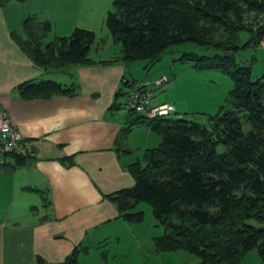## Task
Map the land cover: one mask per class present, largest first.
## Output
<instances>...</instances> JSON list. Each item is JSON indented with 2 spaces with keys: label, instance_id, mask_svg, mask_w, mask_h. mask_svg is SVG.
Instances as JSON below:
<instances>
[{
  "label": "trees",
  "instance_id": "16d2710c",
  "mask_svg": "<svg viewBox=\"0 0 264 264\" xmlns=\"http://www.w3.org/2000/svg\"><path fill=\"white\" fill-rule=\"evenodd\" d=\"M113 5L106 24L120 51L100 62L121 60L129 65L146 59L147 67L173 46L192 41L216 53L184 51L178 59L192 60L198 69H223L231 74L234 86L217 112L205 114V122L183 115L149 117L128 106L114 141L118 154L133 150L124 139L134 126L158 132L162 141L127 164L132 185L106 196L127 222L143 219V211L133 209L139 201L151 204L154 217L166 227L164 234L153 237L158 251L186 249L199 254L201 264H238L257 248L264 259V225L249 222L264 220V73L254 77L251 66L239 64L235 56L241 48L264 39V18L259 19L264 0H113ZM50 29L48 19L29 14L22 23L23 34L11 31V36L44 68L95 61L89 56L94 30L76 26L69 34L45 42ZM244 29L251 36L242 42ZM135 84V78H123L115 95L126 93L127 104L125 87ZM17 88L24 98L76 91L74 82L54 79H29ZM121 107L122 102L113 100L109 109ZM13 155L16 164L28 157ZM61 159L71 162L72 156ZM87 251L88 245L76 244L56 264H77L79 254ZM101 255L106 257L105 250ZM37 260L45 263L41 256Z\"/></svg>",
  "mask_w": 264,
  "mask_h": 264
},
{
  "label": "crops",
  "instance_id": "0c3cea01",
  "mask_svg": "<svg viewBox=\"0 0 264 264\" xmlns=\"http://www.w3.org/2000/svg\"><path fill=\"white\" fill-rule=\"evenodd\" d=\"M85 3H0V111L22 133L20 154L28 156L25 163L16 164L12 154L0 168V264H56L79 243L88 245V251L79 254L77 264H94L92 258L99 264L97 257L103 259L101 251L105 250L101 246L120 236L126 243V230L133 232L132 222L119 217L116 205L106 196L134 183L127 164L134 161V149L140 145L133 141L143 144L149 137L148 128L134 126L124 139L133 150L118 154L114 148L126 109L122 112V107L111 110L109 106L113 100L121 102V95L126 98V93L116 96L115 92L123 78L131 77L126 75L129 65L121 60L100 62L119 52L95 59L90 46L93 63L44 68L36 65L11 36V31L23 34L22 23L29 14L48 19L49 32L58 22L60 29L54 34H68L79 25L74 16L84 10ZM29 79L74 82L76 91L72 95L24 98L17 85ZM129 88L126 86L125 92ZM168 102L179 110L175 102ZM70 155L71 162L61 159ZM38 256L45 263H39ZM108 260L107 253L105 264H119Z\"/></svg>",
  "mask_w": 264,
  "mask_h": 264
},
{
  "label": "rangeland",
  "instance_id": "374dc122",
  "mask_svg": "<svg viewBox=\"0 0 264 264\" xmlns=\"http://www.w3.org/2000/svg\"><path fill=\"white\" fill-rule=\"evenodd\" d=\"M111 9H114L113 0H86L84 10L74 16L79 24L78 26L92 29L95 32V40L91 45V56L95 59H99L101 55L106 53L115 54L120 51V43L114 41L106 24V17ZM58 29H60V26L57 22V26H53V29L47 35L46 41L56 36L54 33ZM250 36L251 32L244 29L241 33L242 42L249 40ZM184 51L209 55L216 53L213 48H206L196 42L188 41L173 46L172 51L165 53L161 59L154 61L147 67L148 61L146 59L130 62L129 71L127 70L126 75L136 79L135 85H140L145 84L146 81H152L154 77L165 74L167 77L166 82L162 85L158 87L154 84L144 85L153 94L149 100L152 103L173 101L178 105V111H180L174 112L173 116H180L181 113L186 118L205 122L207 120L206 113L217 112L219 106L226 102L230 90L234 86V79L230 73L223 69H198L192 60H179L178 57ZM235 56L239 64L251 66L254 77L264 73L263 43L251 44L241 48ZM120 101L123 103V107L120 109L123 112L128 107L125 103L126 98L121 95ZM246 127H250V124L246 123ZM148 132L149 137H146L143 144L140 143L141 140L133 141V143H139L140 145L139 148L134 149L132 155L134 160L142 157L146 145L150 147L158 145L162 141V136L158 132L150 129ZM133 209L142 210L144 217L139 222L131 223L133 232L130 228L126 230L128 232L127 242L125 243V238L123 239L124 242H121L122 237L120 236V239H111L100 247L105 251L107 249L108 263L201 264L199 254L186 249L158 251L153 237L164 234L166 232L165 225L154 217L149 202L139 201ZM249 222L257 226L264 225V220L255 218L249 219ZM125 252L126 255H124ZM107 253L103 259L97 257L99 264H105L104 260H107ZM91 260L96 264L94 258ZM238 264H264V259L258 249L254 248L249 250Z\"/></svg>",
  "mask_w": 264,
  "mask_h": 264
},
{
  "label": "built area",
  "instance_id": "2783aa9c",
  "mask_svg": "<svg viewBox=\"0 0 264 264\" xmlns=\"http://www.w3.org/2000/svg\"><path fill=\"white\" fill-rule=\"evenodd\" d=\"M264 18V14L259 19ZM264 44V39L262 42ZM165 74L154 77L152 81H146L145 84L133 85L128 91L129 107L141 112L149 117L156 115H173L176 111V106L172 102L150 103L149 98L153 96L152 92L145 87L146 84H154V86L162 85L166 79ZM22 133L12 123L10 118L4 112L0 111V168L4 167L8 162V157L14 152L23 153L21 145Z\"/></svg>",
  "mask_w": 264,
  "mask_h": 264
},
{
  "label": "water",
  "instance_id": "95a60500",
  "mask_svg": "<svg viewBox=\"0 0 264 264\" xmlns=\"http://www.w3.org/2000/svg\"><path fill=\"white\" fill-rule=\"evenodd\" d=\"M5 0H0V3H3Z\"/></svg>",
  "mask_w": 264,
  "mask_h": 264
}]
</instances>
